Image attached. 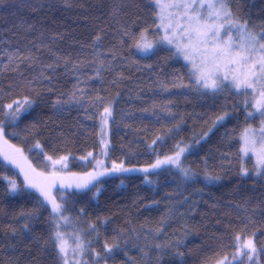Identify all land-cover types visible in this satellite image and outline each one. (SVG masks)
I'll return each instance as SVG.
<instances>
[{
    "label": "trees",
    "instance_id": "1",
    "mask_svg": "<svg viewBox=\"0 0 264 264\" xmlns=\"http://www.w3.org/2000/svg\"><path fill=\"white\" fill-rule=\"evenodd\" d=\"M228 3L254 31L264 28V0ZM142 33L154 43L147 53L137 50ZM159 35L155 0H0V150L11 151L10 160L0 152V264H63L53 212L26 186L23 169L36 173L47 157H66L69 171L89 170L105 107L110 161L151 168L191 142L182 164L196 178L165 166L146 173L150 183L114 174L98 192L92 184L58 192L62 228L91 264H244L248 239L264 261V175L243 160L240 142L257 117L230 83L215 91L196 85ZM18 100L32 103L13 121L6 106Z\"/></svg>",
    "mask_w": 264,
    "mask_h": 264
},
{
    "label": "snow or ice",
    "instance_id": "2",
    "mask_svg": "<svg viewBox=\"0 0 264 264\" xmlns=\"http://www.w3.org/2000/svg\"><path fill=\"white\" fill-rule=\"evenodd\" d=\"M158 6L161 8V13H163L165 8L183 9L182 18L184 24L181 28V34L183 38L187 39L188 43L183 48H180L178 45V49L184 52V58L186 60L192 61L194 69L192 75L195 77L196 85L215 91L219 90L225 81H229L230 79L231 84L236 89H252L254 92L256 91V85H260L261 90L256 107L261 117H264V28L256 32L249 26L247 20L241 21L236 18L229 6L228 0H182V2L175 4L163 5L158 3ZM160 20V26L164 27L166 32L170 31L175 34L176 29L181 27L178 22L173 24L171 15L167 17V23H165L163 14L160 15ZM233 30H235V35H233ZM141 38L143 39V33L141 34ZM162 39L166 40L169 44L173 43V40L168 35H165ZM137 46L140 47V45ZM150 48H152V44L150 43H146L143 46L144 51ZM194 54L200 56L199 64L193 59ZM31 103L30 100H25L24 104H21L19 101H13L6 106L8 111L5 115L15 121L20 116L21 111H26L27 107L31 106ZM111 114V108L105 107L103 114L105 123ZM224 115H227V113ZM223 119L224 116L217 117V121H222ZM262 132H264V129H262ZM3 135V124L0 123V138ZM256 143V140L246 136L245 146L241 151L247 154L250 150L249 146L251 145L254 150ZM186 150V148H180L174 156L165 157L163 160L157 159L156 163L150 167L155 169L159 168L162 164H172L179 168L185 177H188L190 172L181 166L180 160V157ZM256 156V174L264 175V148L257 152ZM47 159L51 160V157H47ZM65 159L66 157H61L60 160L52 161V164L53 166L62 164ZM111 171L129 172L135 171V169L125 168L123 165H113ZM142 171L147 173L148 169L145 168ZM241 172L246 175L248 169L242 168ZM103 174L98 173V175ZM89 178H94L93 174H89ZM206 179L213 181L218 180L219 177L209 175ZM25 181L27 187L37 188L41 192V195L44 196V199L52 203L53 213H59L61 211V205L52 200L50 194L42 186L30 179L27 173H25ZM9 184V191L15 192L17 190L16 183L9 181ZM76 186L79 188L86 187L87 185L77 184ZM61 219L67 220V217L62 216ZM24 228H28L27 223L24 224ZM54 236L56 241L55 246L59 254L62 257L66 256L68 245L64 239V234L57 231ZM236 240L240 241L241 237L237 235ZM77 247L82 248V245L78 244ZM115 247V245L106 244L105 250L111 253ZM240 248L244 254L249 255V258H251L250 254L256 252L255 244L251 239L246 240L240 245ZM178 254L182 255L180 253ZM225 260L218 262V264H225Z\"/></svg>",
    "mask_w": 264,
    "mask_h": 264
},
{
    "label": "rangeland",
    "instance_id": "3",
    "mask_svg": "<svg viewBox=\"0 0 264 264\" xmlns=\"http://www.w3.org/2000/svg\"><path fill=\"white\" fill-rule=\"evenodd\" d=\"M180 2H182V0H155L156 9H157V18H158V29L160 32L159 38H160V41H162L168 47H170L171 49H174L176 51V53L179 55V57L188 65L191 73H193L194 69L192 66V61L186 60L184 58V55H185L184 52L178 49V45L180 46V48H183L184 45H186L188 43L187 39L183 38L182 34H181V28L184 24V20L182 18L183 9L165 8L163 10V13H161V8L158 6V3L163 4V5H167V4H175V3H180ZM161 14H163L165 17V23L168 22L167 17H169V15H171L173 24H175L177 22L180 24L181 27L176 29L175 34H173L170 31L166 32L164 27L160 26V24H161L160 15ZM165 35H168L173 40V43L169 44L166 40L162 39V37H164ZM233 35H235V30H233ZM146 43L152 44V48L148 49L147 51H144L143 46ZM138 45H140V47L137 46V50L140 53H147V52L151 51L154 47V43L152 41H146L144 39ZM193 59L195 60V62L197 64L200 63V56L198 54H194ZM226 82L231 84L230 79H229V81H225V83ZM234 89L236 91L241 90L243 92L244 99H245V107L247 108V112L251 113L250 116L255 115L257 117V124H255V125L251 124V125L246 126L243 129L241 136H240L241 149L245 146V137L246 136L257 141V143L254 146V150H253V147L250 145L249 146L250 150L247 154H245L244 152L241 151V155H242V158L244 161H246L248 159L251 160V162L253 164V171L256 174V171H257L256 153L261 151L262 148H264V132H262V129H264V123H262V121H264V117H261L260 112L257 110V107H256L257 100L259 99V92H260L261 88H260V85H256V91L255 92L252 89H244V88L236 89L235 87H234ZM205 90L211 91V89H205ZM18 101L21 104H24V102H25V100H18ZM27 110H28V108L26 109V111ZM7 111H8V109L6 108V112ZM26 111L22 110L20 113V116ZM111 112H112V109H111ZM103 114H104V112H103ZM110 119L111 118L108 117L107 122L105 123L104 118L103 117L101 118V134H100L101 147L99 150L100 153L95 158H94V155H92V154L88 155V159L92 160V165H91V168L89 170H87L86 172L78 173V172L69 171L67 158L63 161L62 164H57V165L53 166L52 161H56V160L61 159V157H56V158H51V160L47 159L48 168L46 170L40 171L38 169L37 172L34 173V171L32 169H30V167L24 166V169H23L24 173H27L29 175V177L34 182H36L37 184L42 186L45 189V191H47L50 194V197L52 198V200H54L59 205H61V203L59 202V199H58L60 197V195L57 196L58 192H60V194H61L62 192L65 193V191L69 190V189L79 190V189L83 188V187L78 188L76 186L77 184L95 185V186H93L94 191L98 192L101 189V184H100L101 180L102 179L104 180L110 176H113L114 174L137 173V174H140L143 176L144 181L146 183H150V181H151L150 177L147 176L144 171H142V169H145L146 167H143V166L142 167H128V166L124 165L123 163L112 162L108 159V150H109V146H110L108 130H109ZM219 122H221V121L216 120L215 125L218 124ZM198 142H199V139L196 140V143H198ZM191 146H192L191 142H182L177 146L176 151L173 154L163 156V157H159L157 159L163 160L165 157L174 156L180 150V148H186L187 150L180 157L181 166L183 167L182 157L184 158V155L188 151L191 150ZM0 152L4 155L5 159H6V157H8L10 160V158H11L10 152L11 151L8 148L5 152H2L1 150H0ZM157 159L154 161L153 164L156 163ZM113 165H123V167H125V168L135 169V171H129V172L111 171V169L113 168ZM165 166L171 167V168L177 170L180 173V175H182V177L184 179L191 180V179L196 178V175L186 166H185V168L184 167L183 168L189 170L190 175L188 177H185L182 174V172L180 171V169L177 168L175 165H172V164H162L159 168H155V169L154 168H147V169H148V172L155 171V170L159 171V170H161L160 168H163ZM98 173H104V174L98 175ZM89 174H93L94 178L90 179ZM207 176H209V175H203V176H201V179H202V177H205L203 180H204V182H207V183H213V182L218 181V180L209 181L206 179ZM48 203H49V207L52 210V203H50L49 201H48ZM61 207H62V205H61ZM53 217H54V222H55V233L57 231H59L60 233H63L64 239L67 241V245H68L66 256L62 257L60 254L63 264H65V261H66V264H89L90 262L86 256V254H84L83 246H82V248L77 247L78 244H80V245H82V244L79 242V240L77 238L67 234L64 231V229L62 228V226L65 223V220L61 219V217H62L61 211L59 213H53ZM238 248H239V246L237 247V249ZM240 255H241L240 258H242L243 254L240 253ZM250 255H251V258L243 260L244 264H264V261L260 259L259 255L257 253V250L255 253H252ZM222 260H224V259L217 261L215 264H218V262H220ZM227 261L229 262L230 260L228 259ZM240 261H242V260H240ZM225 264H226V261H225Z\"/></svg>",
    "mask_w": 264,
    "mask_h": 264
}]
</instances>
